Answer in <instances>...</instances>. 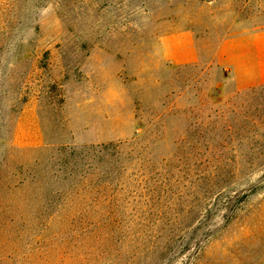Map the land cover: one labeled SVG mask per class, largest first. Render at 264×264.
<instances>
[{
  "label": "rangeland",
  "instance_id": "374dc122",
  "mask_svg": "<svg viewBox=\"0 0 264 264\" xmlns=\"http://www.w3.org/2000/svg\"><path fill=\"white\" fill-rule=\"evenodd\" d=\"M0 264H264V0H0Z\"/></svg>",
  "mask_w": 264,
  "mask_h": 264
},
{
  "label": "trees",
  "instance_id": "16d2710c",
  "mask_svg": "<svg viewBox=\"0 0 264 264\" xmlns=\"http://www.w3.org/2000/svg\"><path fill=\"white\" fill-rule=\"evenodd\" d=\"M108 150H110V147L107 146V145H100V146H98V147L96 148V151H97L98 153H101V152H107ZM231 199H233V198H231V197H227L226 205L224 206L225 209H227V210L229 209V206H227V205H228V203L231 201Z\"/></svg>",
  "mask_w": 264,
  "mask_h": 264
}]
</instances>
